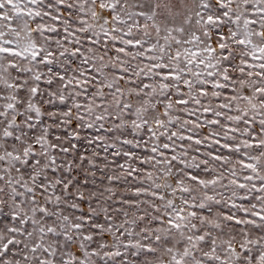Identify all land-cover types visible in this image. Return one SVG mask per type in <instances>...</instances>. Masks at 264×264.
<instances>
[{
    "label": "snow or ice",
    "instance_id": "1",
    "mask_svg": "<svg viewBox=\"0 0 264 264\" xmlns=\"http://www.w3.org/2000/svg\"><path fill=\"white\" fill-rule=\"evenodd\" d=\"M0 264H264V0H0Z\"/></svg>",
    "mask_w": 264,
    "mask_h": 264
}]
</instances>
